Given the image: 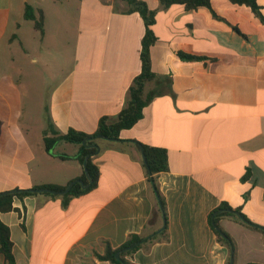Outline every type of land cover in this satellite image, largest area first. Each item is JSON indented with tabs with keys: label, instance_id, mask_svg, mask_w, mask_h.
I'll return each instance as SVG.
<instances>
[{
	"label": "crops",
	"instance_id": "0c3cea01",
	"mask_svg": "<svg viewBox=\"0 0 264 264\" xmlns=\"http://www.w3.org/2000/svg\"><path fill=\"white\" fill-rule=\"evenodd\" d=\"M157 10L143 118L121 139H100L98 184L64 206L61 197L14 199L0 214L15 264H110L98 259L133 235L165 228L169 241L144 242L132 264H228L230 251L209 223L222 203L264 227V21L246 5ZM264 15V0H259ZM44 14V33L25 18ZM124 0H0V193L81 180L80 146L53 130L94 133L116 120L141 72L146 25ZM218 17H217V16ZM194 56L184 59L180 53ZM139 143L163 148L168 170L149 179ZM61 156H65L62 158ZM235 264H264V233L231 218ZM0 264H9L0 255Z\"/></svg>",
	"mask_w": 264,
	"mask_h": 264
},
{
	"label": "trees",
	"instance_id": "16d2710c",
	"mask_svg": "<svg viewBox=\"0 0 264 264\" xmlns=\"http://www.w3.org/2000/svg\"><path fill=\"white\" fill-rule=\"evenodd\" d=\"M124 1H126L130 6L128 12H138L144 19L146 25L145 35L142 39L141 72L135 77L133 84L130 87V99L128 105L118 114L116 120H112L109 117H102L98 123L97 130L92 134L72 128L66 134H60L58 131L53 130V135L50 137H45L44 139L45 149L48 152H51L55 144L59 141H67L78 144L80 146V153L77 159L83 166L86 165L87 171L91 177V182L87 178L86 172L84 171L80 179L83 180L85 185H88V187L84 189L80 183H76L69 193L63 195L53 194L51 192H41L40 190L50 189L61 192L64 191L67 186L43 185L36 186L31 189L18 190L17 192L10 191L0 193V214L14 210L15 198L24 200L26 197L44 194L52 197H61L64 206H67L74 197L85 194L89 190L96 187L100 178V170L99 167L93 162V157L99 151L98 141L100 139L122 141V131L131 129L143 118L144 109L154 96L153 94H149L148 96L145 95L146 84L148 82L154 81L157 78L156 74L152 70L151 62V47L157 41V36L153 30V26L156 22L157 10L151 9L149 5L143 0ZM229 1L233 4L246 5L250 7L254 13L257 14L262 19V21H264V15L261 12L262 7L259 3V0ZM159 2L163 7L183 5L189 11L197 10L201 7L212 9V0H159ZM25 18L27 20L35 21L36 29H38L41 33H44V14L42 10L39 11V16L37 18L33 7L28 5L25 10ZM180 56L184 59L195 58L194 56L187 55L182 52L180 53ZM139 146L145 155L149 179L154 183V188L160 197L162 210L166 214V203L160 193L157 184V176L160 173L166 172L168 170L167 150L163 148L151 147L142 143H139ZM61 157L65 158V156ZM223 218L234 219L238 223L251 229L258 230L262 233H264V227L252 222L243 213H241L240 210L231 207L226 202L222 203L210 214L209 223L217 236L218 242L221 245L227 246L230 251L228 264H231L232 259L234 261L233 264H235L237 257V245L232 236L221 227L220 221ZM165 224V228L159 233L147 236L133 235L128 242L119 248L113 249L112 246L108 244L104 254L96 253V255L98 259L102 261H108L110 264H132L127 260L126 256L133 255L135 252H137L142 247L144 242L151 240L169 241L167 217L165 218ZM137 243L139 245H136ZM118 253L121 260L117 258ZM1 254L5 256L9 264H15L10 228L0 219V255Z\"/></svg>",
	"mask_w": 264,
	"mask_h": 264
},
{
	"label": "water",
	"instance_id": "95a60500",
	"mask_svg": "<svg viewBox=\"0 0 264 264\" xmlns=\"http://www.w3.org/2000/svg\"><path fill=\"white\" fill-rule=\"evenodd\" d=\"M142 153H143L144 160H146L143 151H142ZM84 169H85V172H86L87 178H88V179L90 180V182H91V177H90V175H89V173H88V171H87V167H86V165H84ZM76 183H80L84 189L88 187V185H85V183H84L83 180H75V181L72 182V183H71V184H70V185H69L64 191H61V192L53 191V190H50V189H42V190H40V191H41V192H51V193H53V194H61V195H63V194L69 193L70 190L73 188V186H74ZM17 191H18V190H15V191H12V192H17ZM136 245H139V244L137 243ZM117 258H118L119 260H121V259H120V255H119V253L117 254ZM233 263H234V261H233V259H232V260H231V264H233Z\"/></svg>",
	"mask_w": 264,
	"mask_h": 264
}]
</instances>
